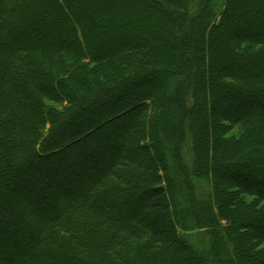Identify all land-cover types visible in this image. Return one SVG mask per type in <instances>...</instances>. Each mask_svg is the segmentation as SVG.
I'll return each instance as SVG.
<instances>
[{"label": "trees", "instance_id": "obj_1", "mask_svg": "<svg viewBox=\"0 0 264 264\" xmlns=\"http://www.w3.org/2000/svg\"><path fill=\"white\" fill-rule=\"evenodd\" d=\"M246 2L0 0V264H264V0ZM252 164L259 189L227 178Z\"/></svg>", "mask_w": 264, "mask_h": 264}, {"label": "rangeland", "instance_id": "obj_2", "mask_svg": "<svg viewBox=\"0 0 264 264\" xmlns=\"http://www.w3.org/2000/svg\"><path fill=\"white\" fill-rule=\"evenodd\" d=\"M253 4H251V3H248V2H246V0H233V3H232V9H231V11L233 10V8H238V9H240V10H242V11H244V8H246L247 6L248 7H250L251 8V10L253 9V8H255L256 7V5H255V3L254 2H252ZM249 4V5H248ZM242 7V8H241ZM113 10V9H112ZM112 13H114V16H115V18L117 19V21H116V25H118V28H120L121 27V25H122V20H123V18H125L124 17V15H121V13H116L114 10L112 11ZM256 13H258V15L257 16H255V17H253L254 18V20L255 19H258L259 18V20H260V18H261V21H264V9H260V10H258ZM231 14H232V12H231ZM233 15V14H232ZM96 16V22H95V26H94V30H101L100 29V25H98V23H99V20H98V18L100 17L99 15H95ZM256 28V27H255ZM220 29H221V27H218V28H216V29H214V30H212L211 32H210V34H209V37H208V39H207V42H208V51H209V53H210V57L212 58L213 57V54L215 53V51L214 50H212V46H211V44H212V42L214 41V40H218L219 39V37H220ZM257 30V29H256ZM249 31H253V30H251V29H249ZM34 36L35 37H42L43 38V35L41 34V33H39V32H36V33H34ZM196 35L194 34L193 35V37L192 38H195V39H197V37H195ZM197 42V41H196ZM91 43H92V40H91ZM184 44V47H182V52H183V55L185 56V57H187V58H194V51L191 49V47H190V44L188 43V42H183ZM171 51V54L177 59V60H180V58H179V53H178V51H177V49L176 48H174V49H172V50H170ZM212 60V59H211ZM212 62V61H211ZM228 66H230V68H234V69H236L237 71H243V68H242V65H237V66H233L232 64L231 65H229L228 64ZM209 68V71H210V66L208 67ZM174 72L176 73V74H182V71H181V68H179V67H176L175 68V70H174ZM196 74V73H195ZM210 72H209V75H207L206 76V81L207 82H209L211 79H210ZM192 77L194 78L195 77V75L193 76V74H192ZM178 79H179V77H178ZM191 80V79H190ZM192 80H194V79H192ZM143 85H145V86H150V85H152V84H155V81H146V82H143L142 83ZM137 99H140L139 97H137L136 96V94H132L131 96H129V97H127L126 98V102H130V101H132V100H137ZM247 105H248V103H247ZM246 106V105H245ZM116 107H117V109H120V107H122V103H116ZM175 107V106H174ZM171 107L170 108V116L171 117H173V115H175L174 117H176L177 115H178V113L180 112V111H178V109L175 107ZM252 107H254L252 104H250L249 105V108H252ZM101 116H103L104 115V113H99ZM214 115H216V116H219L218 114H214ZM97 130L96 131H94V133H92V137L93 136H95V134L97 135ZM91 137V138H92ZM95 138V137H94ZM93 138V139H94ZM163 144H165V142L163 141ZM129 145H130V147H134V143H133V141H130L129 142ZM134 149V148H133ZM248 167L249 168H252L253 170H252V172H249V174H248V176L249 177H246L245 179H244V177L241 175V174H236V173H231L230 175H228V177L227 178H229V179H231L234 183L235 182H239V183H241V185L242 186H245V187H249L252 183V188H258L259 189V187H261L259 184H258V179H262V174H261V172L263 171V169H262V171H259L258 169H256L255 167H253V164L252 165H248ZM71 169H73V168H71ZM70 169V170H71ZM251 171V170H250ZM7 174V176L8 177H13L12 175H11V170H9V172L8 173H6ZM36 175V177H34V179H32V180H34V181H37V182H39L40 180L42 181L43 179H44V175H45V171H44V169H43V171L42 172H39V171H37L36 173H35ZM36 178V179H35ZM24 180H26V179H24ZM253 180H255V181H253ZM250 181H252V182H250ZM26 182V181H25ZM176 184H178V182H176ZM9 186H11V182H6L5 183V187H3L2 189H0V200L2 199V198H4L5 196H13L12 195V192L8 189V187ZM262 189H264V188H262ZM118 195H119V193H118ZM41 196H44L45 198H47L48 196L47 195H44V194H41ZM111 200H113V201H116V202H120L119 201V199L117 198V197H111ZM67 202H73V199L72 198H68V200H67ZM8 206H6V211L9 213V216H8V218H9V220L11 221V225L14 227L15 226V223H14V217L16 216V214H14L13 212L15 211L14 209H16V204L14 203V202H11V203H8L7 204ZM18 217V216H17ZM250 224H253V225H251V226H257V225H260V223H257V222H251ZM255 224V225H254ZM21 225H22V230H24L26 227V225H27V222H26V224L24 223L23 224V222L21 223ZM16 242H19V243H26L24 240H22L19 236H17L16 237ZM207 243L206 242H203L202 243V246H205ZM228 248V250H229V252H228V254H230L231 253V249L229 248V246H227ZM2 252H3V249L1 248L0 249V257L2 256ZM20 251L18 250H15V249H13L12 251H11V255H12V258L14 257V255L15 254H18ZM222 264H224V263H222Z\"/></svg>", "mask_w": 264, "mask_h": 264}]
</instances>
